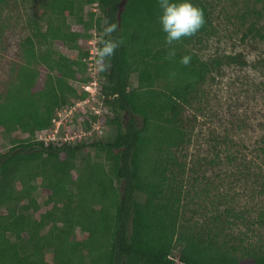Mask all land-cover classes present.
Returning <instances> with one entry per match:
<instances>
[{
  "label": "trees",
  "instance_id": "trees-1",
  "mask_svg": "<svg viewBox=\"0 0 264 264\" xmlns=\"http://www.w3.org/2000/svg\"><path fill=\"white\" fill-rule=\"evenodd\" d=\"M86 5L91 10L84 14ZM210 7L207 0H44L40 17L26 20L30 34L6 56L0 27V56L10 70L0 80V143H11L0 152V264H264L262 248L227 250L219 240L223 214L189 229L182 221L197 117L191 99L209 77L264 68V56L253 61L238 50L203 58L189 47L211 33ZM252 12L257 22L248 31L262 40L264 24L256 23L264 15ZM91 40L98 85L90 103L99 112L86 106L70 116V133L81 130L80 137L38 140L57 111L89 97L76 84L92 80ZM16 130L22 138H11ZM259 149L264 155V145ZM37 191L51 205L38 217Z\"/></svg>",
  "mask_w": 264,
  "mask_h": 264
},
{
  "label": "rangeland",
  "instance_id": "rangeland-1",
  "mask_svg": "<svg viewBox=\"0 0 264 264\" xmlns=\"http://www.w3.org/2000/svg\"><path fill=\"white\" fill-rule=\"evenodd\" d=\"M207 1L211 5L212 31L202 36L201 42L195 41L189 47H193L203 58L238 50L244 51L253 61L254 58L264 56V39L261 40L258 35L248 31L250 24L257 22L253 9L260 10L264 15V0ZM43 2L44 0H3L0 3L4 20V25H0L1 33L8 41L7 49L1 45L4 56L10 55L13 43L24 41L25 36L30 34L31 29L26 20L40 17ZM90 10L91 6L86 5L83 13L87 14ZM261 19L256 23L259 27L264 24V16ZM67 20L73 22L71 17ZM42 25L44 29V20ZM261 29L264 31V27ZM246 32L247 35L244 36ZM33 38L37 48L44 51L46 47L38 44L34 36ZM53 47L58 52H67L70 57L76 54L74 50H66L58 44ZM4 56H0L2 81L8 79L10 71L8 58L3 65ZM19 61L26 59L20 58ZM30 66L38 69L40 62L32 59ZM39 77H43V74ZM136 84L137 75L134 73L130 88ZM76 87L81 88L78 83ZM67 109L64 107L60 112L62 124L58 131L61 134L62 127L65 123L66 126L69 124V118L74 113L68 115ZM189 110L197 117L184 173L185 188L190 192L185 195L182 206L185 229L194 224L200 225L204 219L208 223L212 222V215L219 212L223 214L225 221V226L219 231V240H224L227 250L234 247L235 253L241 255L246 249H264V155L259 149L264 145V68H236L226 76L207 78L198 96L191 99ZM113 131L114 128L110 130ZM2 134L0 132L1 140L5 138ZM22 137V133L16 130L11 138ZM10 144L8 140L1 142L0 152ZM192 167L199 169L192 174ZM191 174L196 177L193 184V180L189 179ZM36 182L39 184L40 180L37 179ZM15 187L19 188L17 182ZM37 192L39 209L34 214L36 217L51 206L45 203L46 195ZM25 202L26 200H21L18 207ZM228 208L233 210L227 212ZM45 231L43 229L42 233ZM76 232L81 234L78 227ZM179 249L180 244L174 242L172 257L178 255ZM45 259L51 262L50 251L46 252Z\"/></svg>",
  "mask_w": 264,
  "mask_h": 264
},
{
  "label": "built area",
  "instance_id": "built-area-1",
  "mask_svg": "<svg viewBox=\"0 0 264 264\" xmlns=\"http://www.w3.org/2000/svg\"><path fill=\"white\" fill-rule=\"evenodd\" d=\"M91 47H90V55L88 58V69L90 72V75L92 77V80L87 83V84H81L80 87L90 93L89 97H87L84 100H79L76 101L73 105H71L66 111H68V115L72 114L77 108H85L86 106H90L93 108L95 112H99V109L97 106L92 105L90 102H96L97 101V85H98V77L96 74V69H97V61H95L94 57L97 53V45L94 40L90 41ZM93 88L94 91L91 92V89ZM95 96V98H94ZM94 98V100H93ZM61 110L57 111L55 117L52 119L53 127L44 129L40 131L37 134V139L38 140H43V141H53V140H73L74 136L80 137L82 134L80 133L81 130H77L76 132L74 131L73 134L70 133V126L65 123V126L62 127L63 133L61 134V131L59 133L60 125L62 124L61 120L59 117H61ZM67 115V116H68ZM95 129H100L99 124H95ZM57 133H59L57 135ZM77 133V134H76ZM90 133V132H89ZM85 134V133H84ZM62 135V136H61Z\"/></svg>",
  "mask_w": 264,
  "mask_h": 264
}]
</instances>
